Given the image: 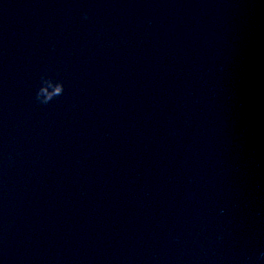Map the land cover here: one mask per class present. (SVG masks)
<instances>
[{"label":"water","instance_id":"water-1","mask_svg":"<svg viewBox=\"0 0 264 264\" xmlns=\"http://www.w3.org/2000/svg\"><path fill=\"white\" fill-rule=\"evenodd\" d=\"M262 253L264 0H0V264Z\"/></svg>","mask_w":264,"mask_h":264},{"label":"clouds","instance_id":"clouds-1","mask_svg":"<svg viewBox=\"0 0 264 264\" xmlns=\"http://www.w3.org/2000/svg\"><path fill=\"white\" fill-rule=\"evenodd\" d=\"M84 18L87 19V13L84 14ZM64 83L59 80H55L52 77H41L40 86L36 91L35 100L41 105H48L54 99L61 97L64 94ZM260 259H264V253L261 254Z\"/></svg>","mask_w":264,"mask_h":264}]
</instances>
